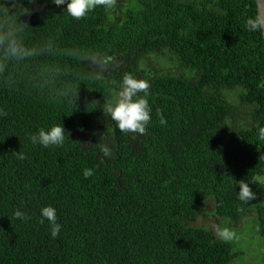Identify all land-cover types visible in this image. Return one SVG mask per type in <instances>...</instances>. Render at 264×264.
Here are the masks:
<instances>
[{"label":"trees","instance_id":"1","mask_svg":"<svg viewBox=\"0 0 264 264\" xmlns=\"http://www.w3.org/2000/svg\"><path fill=\"white\" fill-rule=\"evenodd\" d=\"M112 4L75 19L53 0H0V22L36 53L0 51V264L244 262L242 227L264 237V35L246 23L256 0H128L121 19ZM129 73L150 83L144 135L103 111ZM54 124L63 146L32 143ZM48 205L55 239L39 222Z\"/></svg>","mask_w":264,"mask_h":264},{"label":"clouds","instance_id":"2","mask_svg":"<svg viewBox=\"0 0 264 264\" xmlns=\"http://www.w3.org/2000/svg\"><path fill=\"white\" fill-rule=\"evenodd\" d=\"M57 6L66 5L65 12L75 18L81 19L97 6H111L112 0H53ZM247 27L251 31H264V17L257 16L249 18ZM22 28H14L10 26L8 21L0 22V51L7 59L24 60L35 55V50L25 45L23 40L19 38ZM88 59V57H85ZM91 62H95V58L91 57ZM150 83L145 79H139L133 74H125L119 86V90L114 94L110 102L105 103L103 109L105 116L111 117L117 128L122 133H131L144 135L147 132L148 125L152 119V107L148 100ZM143 94V95H141ZM0 115H7L3 108H0ZM160 123L167 124V120L160 115ZM258 139L264 141V126L257 130ZM65 127L61 124H54L49 127H41L38 133L31 136L33 144H38L44 148L61 147L65 143ZM104 156H111L109 147L103 148ZM16 156L20 160L26 158L25 154L16 151ZM260 159H264L261 155ZM84 177L89 178L94 175L92 169H84ZM255 197L246 183H241L239 198L245 202ZM14 217L19 220L28 221L31 217L22 209L14 212ZM47 220L50 226L51 237L57 238L61 232L62 225L58 222L57 209L48 205L40 209L41 224ZM220 236L223 240L229 241L234 238V233L228 227L220 230Z\"/></svg>","mask_w":264,"mask_h":264},{"label":"rangeland","instance_id":"3","mask_svg":"<svg viewBox=\"0 0 264 264\" xmlns=\"http://www.w3.org/2000/svg\"><path fill=\"white\" fill-rule=\"evenodd\" d=\"M112 11L116 14L117 19H121L125 16L124 9L128 5V0H112ZM211 220L210 223H213ZM246 220H243L244 224ZM238 227L240 229L241 225ZM217 228V227H216ZM218 229V228H217ZM241 250L245 251L244 256L246 259L244 262L239 264H264L263 260L260 261L261 248L264 247V242L251 222H247L241 229L240 232ZM264 238V237H263Z\"/></svg>","mask_w":264,"mask_h":264},{"label":"water","instance_id":"4","mask_svg":"<svg viewBox=\"0 0 264 264\" xmlns=\"http://www.w3.org/2000/svg\"><path fill=\"white\" fill-rule=\"evenodd\" d=\"M258 7V16L264 17V0H256ZM264 35V31H263Z\"/></svg>","mask_w":264,"mask_h":264}]
</instances>
